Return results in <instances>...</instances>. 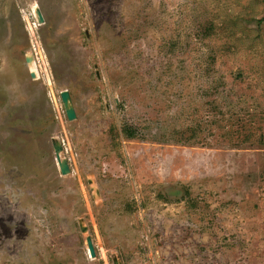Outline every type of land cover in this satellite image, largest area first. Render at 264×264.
Segmentation results:
<instances>
[{
    "label": "rangeland",
    "instance_id": "1",
    "mask_svg": "<svg viewBox=\"0 0 264 264\" xmlns=\"http://www.w3.org/2000/svg\"><path fill=\"white\" fill-rule=\"evenodd\" d=\"M0 264H264V0H0Z\"/></svg>",
    "mask_w": 264,
    "mask_h": 264
},
{
    "label": "water",
    "instance_id": "2",
    "mask_svg": "<svg viewBox=\"0 0 264 264\" xmlns=\"http://www.w3.org/2000/svg\"><path fill=\"white\" fill-rule=\"evenodd\" d=\"M37 17L40 20V22L43 21V15L41 12L38 11V8H37ZM27 59H28V61L31 60L30 57H28ZM31 75L33 77H35V75H36L35 71H31ZM61 98H62V100L66 106L67 117L71 120L74 119L76 117V112H75V109L71 105V99H70L69 91L63 90L61 92ZM60 148H61V146H59V144L56 141L55 142L56 160H57V163L59 165L61 173L66 174V172L69 171V166H68L67 162L65 161V159H63L61 157V155L59 153ZM88 251H89L91 257L96 256V250H95L94 243L90 239H88Z\"/></svg>",
    "mask_w": 264,
    "mask_h": 264
},
{
    "label": "bare ground",
    "instance_id": "3",
    "mask_svg": "<svg viewBox=\"0 0 264 264\" xmlns=\"http://www.w3.org/2000/svg\"><path fill=\"white\" fill-rule=\"evenodd\" d=\"M34 11H35V14L37 13V9L36 8H34ZM32 61V60H31ZM61 154V153H60Z\"/></svg>",
    "mask_w": 264,
    "mask_h": 264
},
{
    "label": "trees",
    "instance_id": "4",
    "mask_svg": "<svg viewBox=\"0 0 264 264\" xmlns=\"http://www.w3.org/2000/svg\"><path fill=\"white\" fill-rule=\"evenodd\" d=\"M130 134H133V132H130Z\"/></svg>",
    "mask_w": 264,
    "mask_h": 264
}]
</instances>
